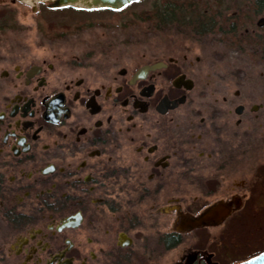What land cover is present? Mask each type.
I'll return each instance as SVG.
<instances>
[{
  "label": "flooded vegetation",
  "instance_id": "flooded-vegetation-1",
  "mask_svg": "<svg viewBox=\"0 0 264 264\" xmlns=\"http://www.w3.org/2000/svg\"><path fill=\"white\" fill-rule=\"evenodd\" d=\"M211 1L156 14L200 55L138 63L0 24V264H160L187 239L171 264L264 253V0Z\"/></svg>",
  "mask_w": 264,
  "mask_h": 264
},
{
  "label": "rangeland",
  "instance_id": "rangeland-1",
  "mask_svg": "<svg viewBox=\"0 0 264 264\" xmlns=\"http://www.w3.org/2000/svg\"><path fill=\"white\" fill-rule=\"evenodd\" d=\"M44 1L46 2L38 6V3L34 5L29 1L28 4L0 0L2 16L0 24L12 27L8 30V41L51 43V46H48L54 48L52 52H64L66 57L72 55L84 57L87 52L96 50L110 51L115 57L124 56L125 59L136 63L143 61V55L153 59L168 58L174 54L182 56L187 51L184 50L186 47L191 48L193 55H200L199 47L192 44L188 33L182 35L176 32L174 27L163 31L157 29L156 14L160 0H136L123 12H113L105 8L91 10L81 4L50 9L47 7L49 5L47 0ZM164 1L166 4L168 1L173 2L180 12L178 15H182L181 12L188 9L185 7L187 4L195 2V0ZM198 1L200 6L207 3V0ZM185 15L187 16V13ZM95 57H98V54L94 55ZM262 70L263 67H255L252 73H260ZM190 243L191 240L187 239L183 243L184 246L168 253L164 252L160 264H171L176 261ZM239 261L233 260L231 264H237Z\"/></svg>",
  "mask_w": 264,
  "mask_h": 264
},
{
  "label": "water",
  "instance_id": "water-1",
  "mask_svg": "<svg viewBox=\"0 0 264 264\" xmlns=\"http://www.w3.org/2000/svg\"><path fill=\"white\" fill-rule=\"evenodd\" d=\"M51 1L53 2L51 5L52 8L72 6L73 4H79V2L82 3L84 2V3H88V5L86 6L83 5V6L89 9L92 8L121 9L136 0H51ZM219 211L221 210L215 208L199 218L188 217L184 222L185 225L182 228L184 230L185 228L188 227L191 228V227H197L207 224L209 220H214V218H216V216L220 214ZM241 264H264V253L248 261H245Z\"/></svg>",
  "mask_w": 264,
  "mask_h": 264
},
{
  "label": "bare ground",
  "instance_id": "bare-ground-1",
  "mask_svg": "<svg viewBox=\"0 0 264 264\" xmlns=\"http://www.w3.org/2000/svg\"><path fill=\"white\" fill-rule=\"evenodd\" d=\"M79 4L85 5V6L88 5V3H84V2L83 3L82 2H79Z\"/></svg>",
  "mask_w": 264,
  "mask_h": 264
}]
</instances>
